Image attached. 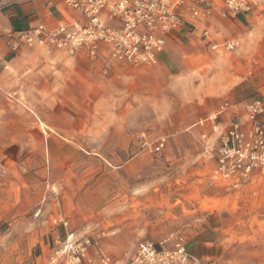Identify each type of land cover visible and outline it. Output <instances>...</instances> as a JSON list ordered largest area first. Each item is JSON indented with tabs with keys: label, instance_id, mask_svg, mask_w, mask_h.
<instances>
[{
	"label": "rangeland",
	"instance_id": "rangeland-1",
	"mask_svg": "<svg viewBox=\"0 0 264 264\" xmlns=\"http://www.w3.org/2000/svg\"><path fill=\"white\" fill-rule=\"evenodd\" d=\"M241 39L234 49L220 47L219 52L206 50L198 56L171 47L163 72L157 64L119 63V72L113 74L97 60H72L60 51L57 55L56 48L46 52L56 54L51 56L54 62L23 59L15 67L28 73L40 68L45 73L50 68L57 75L42 82L34 77L35 85H68L73 90L68 94L74 97L85 91L89 109L82 115L78 139L69 143L74 151L72 168L59 170L52 196L70 202L79 199V230L106 254L127 259L145 240L171 247L176 236L187 246L217 213L230 218L226 223L230 229L221 232L230 238L220 240L222 253L202 260L211 264L223 260L225 264L264 263V193L246 195L211 184L208 174L213 162L199 156L197 138L203 128L194 124L197 116L210 115L224 100L264 95V24ZM23 45L30 48L26 56L41 53L34 51L35 45ZM100 53L108 56L109 49L102 47ZM253 58L259 61L253 62ZM98 70L107 71L100 77ZM20 84L14 78L10 85ZM260 86L262 94L257 90ZM60 90L59 97L65 94ZM35 95L29 98L34 100ZM7 96L0 97V121ZM10 112L18 113L16 109ZM6 130L0 125V183L4 152L21 148L9 141ZM161 138L166 142L160 152L143 149L145 142L155 144ZM34 145L31 141L24 146L32 150ZM60 164L64 166L65 160ZM251 197L256 201H244ZM30 231L32 228L24 239H0V264L31 262L27 247L35 239ZM252 246L259 251L253 252Z\"/></svg>",
	"mask_w": 264,
	"mask_h": 264
},
{
	"label": "crops",
	"instance_id": "crops-1",
	"mask_svg": "<svg viewBox=\"0 0 264 264\" xmlns=\"http://www.w3.org/2000/svg\"><path fill=\"white\" fill-rule=\"evenodd\" d=\"M262 5H259V9L252 13L223 18L220 15L221 3L218 1L209 16L200 15L182 29L169 34L163 48L158 53L157 65L162 68L159 71L163 72V66L165 67V62L171 57L174 48L181 50L184 55L189 52L190 55L198 56L201 55L199 53L206 50L212 53L219 52L220 49L213 50L211 48L213 43L221 44L224 41L238 40L240 45L241 35L248 36L260 24H264V5ZM75 19H81L80 13L75 9L68 8L64 0H0V64L2 65L0 97L2 94L8 95L2 106V109L8 113L6 111L3 113L0 125L7 127L4 135L8 136L11 143H17L18 147L21 145V148L15 152L5 151L3 154V159L6 161H4L5 166L2 167L4 176L0 183V239L1 241L9 237L24 239L27 235L26 231L32 228L28 234L35 240L27 247L31 262L24 261L20 264H62L50 261L52 253L69 233L78 236L83 233V229L79 230L81 222L78 209L79 199L76 200L77 202L75 200L70 202L66 198H56L52 195L56 188L55 177L59 170L67 171L72 168L70 159L73 158L74 151L69 143L78 139L77 132L81 130L82 115L89 108L86 106L87 99L83 89L80 90L81 97H74V95L68 94L71 93L69 91H73L71 88L69 89L68 85L58 87V85L52 84L41 86L33 84L37 82L34 77L41 79V82L47 77L57 78L50 68H47L48 71L45 73L41 68L30 69L29 73L26 70L15 69L23 59L42 63L54 62L51 61L53 60L51 56L58 55L60 52L67 55V52L56 51L57 49L49 45L35 44L34 51L39 50L41 53L26 56L25 54L30 50L29 47L20 43V47L13 48L12 43L20 32L34 28L39 24L44 25L47 29H53L60 23H67ZM204 31L207 32L206 36L203 35ZM53 49L56 54L48 55L46 53ZM69 57L72 60H81V58L86 60L82 54ZM252 61L258 62L259 60L253 58ZM97 62L99 65L103 64L108 67L113 74L119 72L118 69L121 67L119 62L110 60L108 56L102 54ZM11 65L14 69H7ZM106 71L98 70L96 72L101 77ZM249 73H252L251 70ZM40 74L43 76L41 77ZM79 77L82 76L79 75ZM14 78H18L22 84L17 87L11 86ZM21 78L25 80H21ZM59 88H61L60 94L65 93L61 97H59ZM260 89L261 86L257 90L262 94ZM22 94L27 97L26 100H22ZM30 94H37L34 100L29 98ZM229 100L239 102L243 99ZM11 109H16L18 113H11ZM208 115L197 116V119L200 120ZM29 128L33 131L28 132ZM31 141L35 142L34 148L26 150L25 143ZM63 160H65L64 166L60 164ZM58 184L57 181V186ZM214 186L231 190L224 184H215ZM232 191L241 192L243 190ZM244 191L246 195L252 192V196H255L258 193H264V188L259 184L248 185ZM244 201L253 203L256 199L251 197ZM219 216L215 213L209 219L210 224L199 230L196 239L188 245L186 244L192 255L201 259L210 258L220 251V240L230 238L221 233L230 229L226 224L230 218ZM61 218L67 221L66 226L59 221ZM252 249L253 252L259 251V247L256 249L255 246H252ZM99 252L105 253L99 245L97 248L90 249V255L93 258H96ZM220 252L222 253L223 250ZM224 261L222 264H225ZM226 261L229 262L230 259ZM260 262L258 260V263Z\"/></svg>",
	"mask_w": 264,
	"mask_h": 264
},
{
	"label": "built area",
	"instance_id": "built-area-1",
	"mask_svg": "<svg viewBox=\"0 0 264 264\" xmlns=\"http://www.w3.org/2000/svg\"><path fill=\"white\" fill-rule=\"evenodd\" d=\"M223 18L252 13L264 0H219ZM218 0H64L68 8L77 10L81 19L60 23L53 29L39 24L20 32L12 47L49 45L69 55L82 54L95 61L100 49H109V59L123 64L158 63V53L173 31L185 27L200 15L209 16ZM262 5V6H263ZM206 36L207 32L204 31ZM238 40L213 43V50L234 49ZM240 102V105L238 103ZM239 102L222 101L207 117L195 125L203 128L198 136L199 156L213 162L208 177L211 184H224L231 190L248 185L264 188V95ZM165 138L155 144L145 142L143 149L160 152ZM248 184V185H247ZM252 195V192L251 194ZM263 206H264V200ZM66 226L67 221L59 220ZM98 244L88 235L69 233L50 256L52 263L62 264H211L192 255L181 236L172 246L145 240L127 259L90 249Z\"/></svg>",
	"mask_w": 264,
	"mask_h": 264
}]
</instances>
